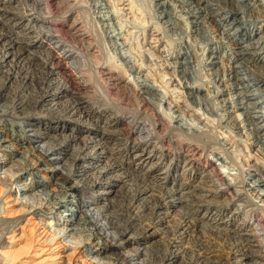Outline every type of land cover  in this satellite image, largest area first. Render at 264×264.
Returning <instances> with one entry per match:
<instances>
[{
  "label": "bare ground",
  "instance_id": "1",
  "mask_svg": "<svg viewBox=\"0 0 264 264\" xmlns=\"http://www.w3.org/2000/svg\"><path fill=\"white\" fill-rule=\"evenodd\" d=\"M61 1L63 6L60 0H20L17 10L12 0H0V264H264V249L253 248L264 242V0H128L120 7L104 0L110 14L91 0L106 22L113 9L140 19L154 7L158 21L172 27L184 22L185 37L168 58L163 31L149 19L148 36L134 41V50L143 44L133 65L143 78L135 86L122 80V69L111 59L96 58L104 90L113 80L114 92L135 106L118 113L109 107L110 90L98 101L91 98L95 81L83 67L85 58L101 55L100 43L80 17L69 20L73 3ZM23 20L26 34H19L14 28ZM45 37L52 48L38 51ZM112 40L107 42L118 49L126 43ZM79 57L75 77L66 60ZM105 112L103 124L95 122ZM175 113L193 119L181 124ZM214 116L226 117L231 126L215 123ZM173 123L185 129L176 142L181 153L159 170L174 152L162 136L159 148L151 146L149 131ZM135 126L145 136L129 137ZM207 137L229 146L227 154L240 170L235 184L223 178L200 144ZM201 154L198 183L217 188L208 194L195 192L201 183L185 176ZM179 157L185 164L176 173ZM171 176L177 180L168 186ZM223 191L228 195L222 202L207 197ZM240 197L252 209L234 229L233 213L230 219L219 210L198 214L199 208L229 206Z\"/></svg>",
  "mask_w": 264,
  "mask_h": 264
},
{
  "label": "rangeland",
  "instance_id": "2",
  "mask_svg": "<svg viewBox=\"0 0 264 264\" xmlns=\"http://www.w3.org/2000/svg\"><path fill=\"white\" fill-rule=\"evenodd\" d=\"M20 0H12V3H10L11 5H12V7H15V8H18L17 10H20L19 8H20V5H19V2ZM71 1V3H73V9H72V13H71V15H70V18H69V20L70 19H72L75 15L76 16H78V17H80L79 18V20L80 21H82V23H83V25H85L86 27H87V29L89 30V32H90V34H91V36L93 35V37L100 43V47H101V50H100V56L99 55H97L98 57H95V58H93L92 57V59H89V58H85V64H84V69H85V71L87 70V73H88V71H89V75H90V77H91V81H95L94 83H95V88H96V90L95 91H93V93H94V95L93 94H91V98L93 99V101H98V99L100 100V99H102V98H100V97H102L103 95H105V92L106 91H113L114 92V89H113V87L114 86H110V85H112V83H114L113 82V80H109V82H107L108 84H109V86L107 87V89L108 90H104L105 89V86H104V84L106 85V82H104L105 80H103L101 77L99 78L98 77V73H96L95 71H96V66H97V64H96V60L97 59H101L100 61H109L110 59H111V61H109V63L111 64H115V66L116 67H120L122 70V80L123 81H129L131 84H133L134 85V80H137V79H139V80H141L143 77L140 75V73H137L138 71H136L135 70V63L138 61L139 62V55L138 56H136L137 54H139V50H142L143 48H142V46H143V44H139V45H142L141 46V48H138V49H136V50H134L135 49V44H134V41L137 39V40H139V42L140 43H143L142 41H144V40H142V38H146L147 36H148V34H149V32H150V29H151V25H153V23H151L152 21H150V20H152V19H154V20H156L157 21V26H158V28L160 29V33L161 34H163V38H162V44L164 45L163 47H165L166 46V48H164L165 49V51H166V49H167V51L166 52H164V54L165 53H167V54H165L168 58L170 57V56H175V54L177 53V50H178V44H180L182 41H183V39H184V37H185V31L183 30V26L182 25H184L183 23L184 22H182V23H180V25L179 26H177L176 25V27H172V26H170V24L169 23H166V22H164V20H162V21H158V19L155 17L156 15V11H154L153 9H155V7L154 8H152V10L154 11H152L151 10V12L150 11H148V12H146L145 11V14H143L144 16H141L140 17V19H137L136 17H133V16H131L130 14H127L126 12H124V10H121V12H120V10L118 9V10H116V9H113V10H115V12H113V17H112V20H109V21H107L106 22V20H102L100 17H99V14L97 13L98 11H97V8L96 7H94L93 6V4H94V2L92 3V2H90L91 0H70ZM116 1V2H115ZM128 0H110V2H113L112 4L113 5H115L116 4V7L118 6V7H120V6H122V3H126ZM136 2H137V0H135ZM141 0H139L138 1V3L140 2ZM98 3L97 4H99V10H101V11H104V13L105 14H110V12H109V7H108V4H106L105 2H104V0H98L97 1ZM142 3H144V4H146V2H148V0H146V1H144L143 2V0L141 1ZM60 3H61V5L63 6V1H61L60 0ZM59 3V4H60ZM68 3V1L66 0V2H65V4H67ZM91 3V4H90ZM76 4V5H75ZM112 4H111V6H112ZM78 5V6H77ZM88 6V7H87ZM28 7L30 8L31 7V4H29V6H26V9H28ZM112 8V7H111ZM115 8V7H114ZM60 9L61 10H63V8L62 7H60ZM23 11V10H22ZM122 12H124V13H122ZM150 12V13H149ZM154 14H153V13ZM117 13V14H116ZM61 14H63V12L61 13ZM151 14V15H150ZM64 15V14H63ZM122 15V16H121ZM152 16V17H151ZM156 18H154V17ZM128 17V18H127ZM129 17H132V18H129ZM28 18H29V16H28ZM137 20H136V19ZM144 18V19H143ZM30 19L31 18H29V20H28V22L30 21ZM61 19H63V17H61ZM100 19H101V21H100ZM133 19V20H132ZM135 19V20H134ZM150 19V20H149ZM22 20V19H21ZM147 20V21H146ZM113 23H112V22ZM135 21V22H134ZM27 21L26 20H23V22L19 25V27L17 26V27H15L14 28V30L15 31H18V33L19 34H26V33H24V30L25 29H23V26H25V24L24 23H26ZM31 22V21H30ZM109 23V25H108V27L107 28H105V26L103 25V23ZM126 22V23H125ZM134 22V23H133ZM143 22V23H142ZM147 24H145V23ZM32 23V22H31ZM115 23V24H114ZM123 23H124V25L126 26V28H125V26L123 25ZM32 24H34V22L32 23ZM118 24V25H117ZM121 24H122V26H121ZM135 24V25H134ZM256 24H258V23H255V25ZM28 25V24H27ZM110 25H111V27H110ZM132 25V26H131ZM162 26L161 28H160V26ZM134 26V27H133ZM145 26V27H144ZM26 27V26H25ZM119 27V28H118ZM19 28H21V29H19ZM92 28V29H91ZM110 28V29H109ZM122 29V31H121V29ZM126 29V30H125ZM142 29V30H141ZM161 29H163V30H161ZM105 30V31H104ZM107 30H109L110 32H109V35H114L115 34V36H114V38H111V39H109L110 37H107L106 36V32H107ZM120 30V31H119ZM124 33H125V35H124ZM131 33V36L129 35ZM127 34H128V36H127ZM145 34V35H144ZM165 34V35H164ZM127 38H123L124 36ZM142 35H143V37H142ZM138 36V37H137ZM167 36V37H166ZM122 37V38H121ZM131 37V38H130ZM161 37H162V35H161ZM89 38H92V37H89ZM94 38H92L93 40H94ZM133 38H135V39H133ZM141 38V39H140ZM190 38V42L193 44V46L194 47H198V48H200V45L198 44L199 42H196V41H198V38H196V37H194V36H190L189 37ZM107 39V40H106ZM113 39V40H112ZM130 39V40H129ZM167 39V40H166ZM108 40H112L113 42L114 41H116V42H123L124 43V41L126 42V43H124V46H122L120 49H118V48H116L114 45H111L112 44V42H107ZM52 40L49 38H44L43 39V42H42V45L41 46H39V47H37V49H39L38 51H42V50H44V51H49L52 47H50L51 46V42ZM103 41V42H102ZM129 41V42H128ZM133 42V44H134V46H133V44H132V42ZM195 41V42H194ZM128 42V43H127ZM103 43V44H102ZM197 43V44H196ZM106 44H107V46H106ZM127 44V45H126ZM130 44V45H129ZM172 44V45H171ZM102 46H103V48H102ZM133 46V47H132ZM173 46V47H172ZM50 47V48H49ZM170 47V48H169ZM66 48V47H65ZM132 48V49H131ZM134 48V49H133ZM169 48V49H168ZM61 49L59 48L58 50H56V53L58 54V53H61V55H62V52L60 51ZM104 50V51H103ZM109 50V51H108ZM132 50V51H131ZM169 50V51H168ZM103 51V52H102ZM134 51L135 52H137V53H134ZM139 51V52H138ZM89 52H90V50H89ZM109 52V53H108ZM130 52H132V53H130ZM172 52H174V53H172ZM55 53V55H57ZM96 53V52H95ZM112 53V54H111ZM97 54V53H96ZM110 54V55H109ZM124 54V55H123ZM169 54V55H168ZM79 55V54H78ZM104 55V56H103ZM109 57H108V56ZM133 55H135L136 56V58H135V56L133 57ZM79 56H81V54L79 55ZM102 56V57H101ZM107 56V57H106ZM113 58H112V57ZM123 56H125V59H124V57ZM131 56V57H130ZM87 57V56H86ZM88 57H90V56H88ZM111 57V58H110ZM123 57V58H122ZM97 58V59H96ZM109 58V59H108ZM117 58V59H116ZM138 59V60H135V59ZM88 59V60H87ZM94 59V60H93ZM113 59V60H112ZM134 59V60H133ZM75 60H81V58L79 57V59H69V60H66V61H70V62H68V65H70L71 66V70L74 72V76L76 77V76H79V73H77V71L76 70H73L74 69V67L76 66V64H74L75 62ZM86 60H87V62H86ZM175 60V59H174ZM133 61V62H132ZM127 62V63H126ZM135 62V63H134ZM129 63H131L130 65H129ZM133 63V64H132ZM75 65V66H74ZM125 65V66H124ZM134 65V66H133ZM128 66H130V71H128ZM95 67V68H94ZM123 67H124V69H123ZM132 67H133V69H132ZM126 69H127V71H126ZM132 69V70H131ZM126 72V73H125ZM123 74H125V75H123ZM139 77H138V76ZM94 78V79H93ZM135 78V79H134ZM102 79V80H101ZM129 79V80H128ZM135 86V85H134ZM207 89V86H204V89ZM210 90H212V88L210 87L209 88ZM109 91V93H111V95H114V97L113 96H111L110 95V98L111 99H113V100H111V101H109V104H110V108L112 109V108H114V111H116L117 113H118V111L119 110H121V109H127V110H130V109H132L133 108V106H134V104L132 103V102H130L128 105H126V103L123 101V96H122V92H119V91H117V92H114V94L112 93V92H110ZM204 92V91H203ZM207 92V91H206ZM206 92H205V94H206ZM117 93V94H116ZM115 94H116V96H115ZM119 94V95H118ZM121 95V96H120ZM93 96V97H92ZM122 97V98H121ZM116 98V99H115ZM118 99H121V100H118ZM132 99V98H131ZM120 101V102H119ZM132 101V100H131ZM112 102V103H111ZM114 103V104H113ZM132 103V104H131ZM97 104H98V102H97ZM115 104H118V105H115ZM132 105V106H131ZM121 107H123V108H121ZM135 107V106H134ZM121 108V109H120ZM118 109V110H117ZM204 108H202L201 109V111L203 110ZM208 109V108H207ZM113 110V109H112ZM136 111V110H135ZM200 111V112H201ZM203 111H207L206 113L207 114H210V115H212L213 116V114L214 113H210L211 112V110L210 109H208V110H203ZM210 111V112H209ZM107 112H110V111H107ZM107 112H105V115H99V117L98 118H94V120H96L95 122H97V123H99L100 125H102L103 124V122H104V120L106 119V116H107V114H109V113H107ZM107 113V114H106ZM218 113H220V110H219V112H217L215 115L216 116H219V114ZM137 114V113H136ZM178 113H175V115H177ZM184 114V115H183ZM183 114H181L180 113V115L178 114V116H177V118H176V120H178V121H181V122H183V123H181V122H179V123H181V124H184L185 123V121L186 120H190V119H193L192 117H189V115L188 114H186V113H183ZM183 115V116H182ZM185 116V117H184ZM216 116H214V119L216 118ZM221 118V120L219 121V119L218 118H216L215 119V123L217 122H219V123H222V126L223 125H225V126H231V125H228L229 124V122H227V118L226 117H224V116H220ZM225 118V119H224ZM124 119H125V121L126 122H128L129 120H131V117H127V115L126 116H124ZM186 119V120H185ZM182 120H184V121H182ZM130 122V121H129ZM224 123H226V124H224ZM138 125V124H137ZM173 125L174 126H165L163 129H161L159 132H157V131H153V130H150L149 132H150V134H152V136H153V138L151 137L150 139H149V141H148V143L152 146V145H156V147H158V146H160V145H162V142L160 141V139H162V138H165V140L167 141V143H166V141L164 140L163 142H164V147L165 148H168V149H170V147H171V149H170V151H172V152H174V154L172 155H169L168 157H167V163L166 164H164L163 166H161L160 168H159V170L161 169V168H166L168 165H169V163H170V160H172L171 161V163L172 162H174V158L175 157H178L177 155H180V153L181 152H178L177 150H175V149H177V147H178V144H177V146H176V142L177 141H179L180 139H182V138H184V136L183 135H181V129L183 128L184 129V126H181V127H179V126H176L177 124H175V123H173ZM23 126V125H22ZM172 128V129H171ZM137 128H136V126H135V129H134V131L133 132H131V133H129V137H132V138H134V136H138L139 137V135H140V138H142L143 136H145V133H137V130H136ZM53 130H57V127H54L53 128ZM185 130V129H184ZM10 132V131H9ZM152 132V133H151ZM155 132V133H154ZM164 132V135L165 136H163V133ZM166 132V133H165ZM229 132V131H228ZM158 133L160 134V135H158ZM248 132H246V134H247ZM90 134H94V133H90ZM141 135H142V137H141ZM157 135V136H156ZM179 135V136H178ZM231 136H235L236 137V135L234 134H230ZM149 136H151V135H149ZM159 136V137H158ZM160 136H162V138L160 137ZM98 137V136H97ZM157 137V138H156ZM178 137V139H176ZM182 137V138H181ZM247 137H248V135H247ZM246 137V138H247ZM148 139V138H147ZM243 139H244V136H243ZM175 140V141H174ZM169 141V142H168ZM175 142V143H174ZM159 143H161V144H159ZM167 145H166V144ZM217 143H219V144H217ZM171 146H170V145ZM183 144H185L184 142H183ZM200 144L202 145V146H205L204 147V150L206 151V154H208V156H209V158H211V160L213 161V164L215 163V166L218 168V170H220L219 172H223V174H222V176H223V178L226 180V181H228L229 183H232V184H235L236 183V179H238V174L237 173H239V169H238V165H237V163L235 164L234 162H233V159L231 160V158L228 156V149H229V146L228 145H226L225 147L226 148H224V145H225V143H222V140L221 139H217L216 141L213 139V138H211V137H207V138H203L202 139V141L200 142ZM169 145V146H168ZM168 146V147H167ZM174 146V147H173ZM176 146V147H175ZM184 146H186V144L184 145ZM223 146V147H222ZM228 146V147H227ZM208 147V148H207ZM216 147H219V149L221 148V150H218V148H216ZM159 148V147H158ZM135 149H137L136 147H134V148H132L131 149V153L135 150ZM213 149V150H212ZM226 151H225V150ZM183 149H181V151H182ZM211 150H212V152L213 151H215L216 150V152H218V156L219 157H222L221 159H219L218 157H215L212 153H211ZM225 151V152H224ZM18 152H20V151H18ZM167 151H164L163 153H166ZM220 152V153H219ZM199 153H200V151H199ZM206 154H204L205 155V157H206ZM225 154V155H224ZM155 155L158 157V156H160L161 155V153H159L158 151L155 153ZM221 155V156H220ZM197 156H199V154H197ZM207 156V157H208ZM5 157L7 158V157H9L8 155H5ZM13 158V157H12ZM16 158V157H15ZM130 158V157H129ZM177 160L179 161V163H178V165H177V167L175 168V170H176V173H180L181 171H182V169H184L183 167H184V165L183 164H185L184 162H182L181 160V158L179 157V158H177ZM177 161V162H178ZM203 162H205L204 161V156H202V154L200 155V157H199V160H198V164H197V166L196 167H192V169L190 170H186V172H188L185 176H189L190 177V181L192 182V184H200L201 186H202V190H200V191H195V192H200V193H202V194H208V191H206L207 189H213V190H215V189H217L216 188V186H212L210 183H204V182H200V183H198L199 182V180L200 179H203V177H201L202 176V174H201V170H202V168H200V165L202 166V163ZM171 168H173V166H170V169ZM194 170H195V173H196V175H198L197 177H194ZM240 174V173H239ZM245 174V173H244ZM234 175H236V177L237 178H235L234 177ZM247 175V174H246ZM50 175H47V177H49ZM177 180V179H176ZM176 180H174V178H172V176L171 177H169V180H168V186H172L173 185V183L174 182H176ZM178 180H183V179H178ZM14 187V186H13ZM238 187L239 186H236V188H237V190H238ZM52 187L51 186H49V185H47L46 186V189L47 190H50ZM220 188H223V186L222 185H220ZM240 188V187H239ZM239 190H242V189H239ZM207 192V193H206ZM227 195H228V193H227V191H223V192H221V193H219V194H217V195H215V196H207L208 198H210V197H213L215 200H219L220 202H222V201H224V200H227ZM226 198V199H225ZM241 198V197H240ZM255 200V199H254ZM103 202H105L104 200H103ZM255 202H257V203H259L258 205H260L262 202H260V201H258V199H257V201L255 200ZM239 204V205H238ZM243 204V205H242ZM210 208L209 209H205V207H202V208H199L197 211H198V214H201L202 215V213H204L205 211V213L206 214H208V213H212V211H214V210H219L220 212H223V214L221 215V217L222 218H228V219H230V215H232V213L233 214H235V217L233 218V221H232V229H234V227H236L237 226V224L236 223H239L240 221H241V219L244 217V216H247L249 213H250V208H251V206L249 205V203L247 204L246 202L244 203V201H242V198L240 199V200H238V201H235L234 203H232V204H230L229 206H226V205H224L223 203L222 204H220L219 205V203L218 204H209L208 205ZM243 206H244V208H243ZM211 209V212H209V210ZM252 209V208H251ZM200 211V212H199ZM237 212V214H236V212ZM239 213V214H238ZM255 223V222H254ZM205 225V224H204ZM206 225H207V222H206ZM204 226V228L205 227H207V226ZM209 227H207V228H205V229H208ZM264 235V234H263ZM264 239V238H263ZM259 243V245L260 246H258V245H256V246H254L253 248H263L264 249V242H258ZM255 259V258H254ZM260 259H258L257 261H259ZM246 261L244 260L242 263L244 264Z\"/></svg>",
  "mask_w": 264,
  "mask_h": 264
}]
</instances>
